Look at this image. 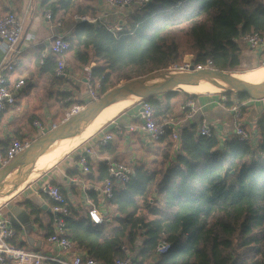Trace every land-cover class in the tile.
<instances>
[{
	"label": "trees",
	"instance_id": "obj_1",
	"mask_svg": "<svg viewBox=\"0 0 264 264\" xmlns=\"http://www.w3.org/2000/svg\"><path fill=\"white\" fill-rule=\"evenodd\" d=\"M75 3L43 0L42 6L57 20ZM249 33L264 36V0H151L130 14L121 32L78 21L66 37L67 54L84 66L95 63L92 83L101 97L130 80L125 71L131 67L166 70L189 55L210 69L236 70ZM57 61L52 55L43 68L53 71ZM179 93L144 101L158 117H168L171 99ZM231 94H225L228 108L235 104ZM249 99L248 93L236 92L237 104ZM197 128L182 130L174 159L170 133L156 140L164 145L160 159L151 167L136 166L126 187L115 186L106 202L114 211L102 224L90 220L91 208L76 210L68 201L67 239L100 264L127 257L132 264H264V117L257 123L256 144L234 137L222 144L216 135H199ZM90 195L98 204L96 191ZM25 208L32 217L42 211L31 201ZM164 241L171 249L158 256Z\"/></svg>",
	"mask_w": 264,
	"mask_h": 264
},
{
	"label": "crops",
	"instance_id": "obj_2",
	"mask_svg": "<svg viewBox=\"0 0 264 264\" xmlns=\"http://www.w3.org/2000/svg\"><path fill=\"white\" fill-rule=\"evenodd\" d=\"M42 1L0 0V16L14 13L23 19L25 25L24 38L19 45L20 54L16 60L15 70L9 76L8 86L14 90L19 80H24L25 84L19 90L15 104L3 114L0 122L1 150H6L14 140L32 144L51 132L54 125L60 126L65 121L66 113L73 106L88 105L90 101L89 87L83 76L85 71L88 68L92 69L95 63L90 66L81 65L75 61L73 53H69L65 76L57 77L55 69L52 71L48 67L43 68L41 56L45 54V59L52 56L50 44L54 35L69 36L76 23L80 21L78 17L97 19L100 23H107L111 28L120 22L116 15L117 9L108 6L104 0H75L74 7L69 12L58 16L59 20L46 18L48 11L45 12ZM126 13L130 14L133 11L126 10ZM58 23H61L63 27L57 28ZM245 48L247 50L243 53L242 64L248 63V59L255 62V53L259 56L264 54V44L255 50H250L248 46ZM4 52L5 44L0 39V64L4 58ZM258 68L260 67L255 69ZM222 99L218 96L198 95L195 99H186L181 107L171 99V113L164 118L172 117L173 121L178 123L179 133L192 124L197 125L198 131L202 120H206L216 131L217 138L220 141H226L233 138L232 114ZM190 100L196 103V108L193 118L188 120L183 106ZM233 100L237 103L236 98ZM241 105L244 107V126L252 136L251 141L256 144L259 137L257 123L264 117V98H251ZM141 111L142 104L137 102L102 124L100 122L99 127L65 157L63 156L62 160L52 165L51 169L43 173L39 179L33 183L29 182L21 192L2 205L0 210L3 217L16 231V236L11 240L12 245L49 256L62 255L60 248L49 242L55 217L52 211L54 202L48 195L42 193V189L49 185L58 186L76 210L82 207L89 210L92 206H96L104 219L113 213L114 208L104 201L102 195L107 163L122 162L135 172L136 166L151 167L153 162L160 159L164 147L162 143L138 131L142 122ZM101 115L99 114L97 118ZM35 122H40L43 130L35 127ZM98 132L101 134L80 148L85 141ZM107 134H112L113 139L108 145L99 146L97 142ZM90 147L94 151L88 156L90 172L84 174L78 162ZM176 154L177 151L173 153V159ZM76 179L80 181H75ZM93 191H96L98 204L91 198L90 194ZM27 201L41 206L42 211L38 217H32L29 210L25 208ZM43 207L46 209L44 210ZM75 255L87 258V254L79 251L74 245L70 256Z\"/></svg>",
	"mask_w": 264,
	"mask_h": 264
},
{
	"label": "built area",
	"instance_id": "obj_3",
	"mask_svg": "<svg viewBox=\"0 0 264 264\" xmlns=\"http://www.w3.org/2000/svg\"><path fill=\"white\" fill-rule=\"evenodd\" d=\"M104 2L113 8L117 9V16L120 22L113 28L109 27L107 23H100L97 19H91L87 17H78V20L87 22L91 25H99L109 28L110 31L117 33L123 30V26L127 21L130 14L126 13V10L134 12L138 9L146 7L151 0H104ZM48 20L52 19V12L48 11L46 14ZM57 28H62V24L58 23ZM25 25L23 19L19 18L14 13H8L0 16V39L5 44L4 58L0 64V122L3 114L11 108L15 102L19 90L24 86L25 81L19 80L14 90L8 86L9 76L14 72L16 67V60L20 54L19 45L24 38ZM243 42L250 49H257L264 44V38L259 33H249L243 37ZM70 48L69 41L66 40L65 34H56L50 44V54L55 55L58 58L55 75L57 77H63L67 73V53ZM46 55L41 56V64L44 63ZM181 67L175 65L174 69H179L184 73H191L192 67L194 72L210 69L209 65L196 64L193 56H186ZM85 80L87 81L90 93V101L88 104L97 101L100 96L95 91L96 87L92 83L91 68L85 71ZM226 102L228 98L222 97ZM142 111L140 118L142 120L138 131L148 136L152 140H157L161 136L170 133L171 139L175 142V151H178L180 145V133L178 123L164 117H158L155 113L153 105L147 101H142ZM87 105L73 106L67 113L65 121L69 120L73 116L84 110ZM196 103L192 100L188 101L183 109L186 111V118L191 120L194 116V110ZM232 117V135L241 141H251L252 136L244 126L243 122V105L235 103L230 108ZM64 121V122H65ZM35 125L43 130L42 125L39 122H35ZM57 126L54 125L53 128ZM198 134L201 136L212 137L216 135V131L212 125L206 120H202L198 129ZM113 139L112 134H107L97 143L99 146H106ZM252 142V141H251ZM223 144L224 141H221ZM29 147V143H24L19 140H14L3 153L0 149V169L6 167L10 162L17 158ZM86 155L79 158V165L82 168L84 174L90 172V165L88 156L94 153L93 148H87ZM134 171L128 165L118 162L110 161L107 163V176L104 180L102 189V195L105 202L112 199L116 185L127 186L130 183ZM75 181H80L76 179ZM42 193L48 195L54 202L52 207L53 213H58L54 221V232L49 236V242L56 247L60 248L61 256H49L40 252H31L23 248L14 246L11 244V240L16 236L15 229L7 221L0 210V264H100L98 261L85 258L81 255L70 256L74 249V245L65 236L66 222L65 216L68 214L67 203L69 198L65 196L58 186L49 185L42 189ZM89 218L95 224H102L104 218L101 216L98 208L92 206L89 210ZM171 249V244L168 242H162L157 248V254L162 255L167 253ZM114 264H132L131 257L125 259H117Z\"/></svg>",
	"mask_w": 264,
	"mask_h": 264
},
{
	"label": "water",
	"instance_id": "obj_4",
	"mask_svg": "<svg viewBox=\"0 0 264 264\" xmlns=\"http://www.w3.org/2000/svg\"><path fill=\"white\" fill-rule=\"evenodd\" d=\"M191 70V73L185 74L180 78L173 79L164 83H159L153 86L147 84L146 79H140L127 82L123 86H118L117 88L109 90L97 101L88 104L87 107L80 113L63 122L60 126L54 128L51 132L47 133L43 137L35 140L23 153H21L17 158L10 162L6 167L1 169L0 184H2L5 181L6 177L14 172L22 164L27 162H29L28 164H30L31 162H35L36 160H38L49 146L60 140L65 134H67L74 128L88 124L93 119H95L104 109L130 95L141 94L143 95V99L145 100L152 96L163 95L167 92L179 91V88L184 87L203 76H212L224 80L231 86L235 87L238 92L248 93L251 98H264V83L260 85L243 84L233 78V73L227 71L206 69L194 72V67H192ZM43 209L45 210L46 208L43 207ZM48 211L51 212V210ZM53 215L57 217L58 213H53Z\"/></svg>",
	"mask_w": 264,
	"mask_h": 264
},
{
	"label": "bare ground",
	"instance_id": "obj_5",
	"mask_svg": "<svg viewBox=\"0 0 264 264\" xmlns=\"http://www.w3.org/2000/svg\"><path fill=\"white\" fill-rule=\"evenodd\" d=\"M185 74L187 73H184L181 71L180 72L173 71V70L163 71L147 79L146 83L149 84L150 86H153L159 83H164V82L171 81L173 79L180 78L184 76ZM233 78L243 84H248V85L263 84L264 83V66L253 70L251 74L248 76H243V75L234 76L233 75ZM249 79H256L257 82L256 83L249 82L250 81ZM193 82L198 85L205 84L203 91L208 90L210 91L208 93H212V94H216L219 92H227V91H237L235 87L231 86L224 80H221L217 77L203 76ZM142 100H143V95L141 94L127 96L123 98L121 102L123 103V105H121L120 103L121 108H118V109L120 110L128 109L134 104H136L137 102L142 101ZM106 109H104L102 112H104ZM102 115L99 118L96 117L97 119L96 118L93 119L91 122H89L88 124L84 126L74 128L73 130L65 134L60 140H58L57 142L49 146L38 160H36L35 162H31L30 164H28L29 162L24 163L21 166H19L14 172L9 174L6 177L5 181L2 184H0V204L6 203L7 201L11 200L17 194V190L27 185L33 179L38 169L42 168L45 164H46L45 166H47L48 165L47 162L52 160L53 157H55V150L69 152L73 150L82 141H84L92 132H94L97 129V127H99L98 125L102 120L101 119ZM106 118L107 117H104L103 119L105 120L104 121L102 120V121L105 122L109 119V118L107 119ZM45 166L42 168V170H44Z\"/></svg>",
	"mask_w": 264,
	"mask_h": 264
},
{
	"label": "rangeland",
	"instance_id": "obj_6",
	"mask_svg": "<svg viewBox=\"0 0 264 264\" xmlns=\"http://www.w3.org/2000/svg\"><path fill=\"white\" fill-rule=\"evenodd\" d=\"M263 38H264V36H263ZM257 52V51H256ZM255 62H252V60L251 59H248V63H244V64H242L241 65V67L240 68H238V69H236V70H233V71H230V73H233V75L235 76V75H243V76H248V75H250L251 74V72L253 71V70H255V68H257V67H262V65H264V54H263V56H259V55H256V53H255ZM184 61V60H183ZM184 62H181L180 64H178V67H181L182 66V64H183ZM170 70H173V71H181V70H179V69H174V68H168V69H166V70H159V69H150V68H137V67H131V68H129V69H127L125 72H126V74L128 75V77H130L131 79L130 80H122L118 85H116V86H114V87H112L110 90H112L113 88H117L118 86H123L124 84H126L127 82H130V81H136V80H140V79H149V78H151V77H153L154 75H156L157 73H160V72H163V71H170ZM182 72V71H181ZM84 78H85V74H84V76H83ZM166 80H168V79H166ZM250 81L249 82H253V83H256L257 81H256V79H249ZM255 80V81H254ZM204 85L205 84H195L194 82H191L190 84H188V85H186V86H184V87H181V88H179V95H177L175 98H173L172 99V102L174 101L175 102V104L177 105V106H179V107H181V105H183L185 102H186V99L188 98L186 95H184L185 93H183V92H186V93H188V94H194V95H205V96H209V97H214V96H218V97H225V98H228V96L227 95H225L227 92H232V94H231V98L232 99H235L236 98V92H238V91H227V92H219V93H216V94H212V93H208V92H210V91H208V90H206V91H203L204 90ZM96 90V92L98 93V95H99V92H98V90H99V88H98V86L95 88ZM123 100V99H122ZM122 100H119V101H117V102H115V103H113L109 108H107L104 112H102L101 114H103L102 115V117H101V119L104 121L105 119H103L104 117H107V118H109V117H111V116H116L119 112H123V111H125V110H127V109H124V110H120V109H118V108H121V105H123V103H121L122 102ZM144 100V99H143ZM142 100V101H143ZM142 101H139L140 103L142 102ZM120 103H121V105H120ZM118 110V111H117ZM106 112H107V114H106ZM114 114V115H113ZM109 115V116H108ZM106 118V119H107ZM169 119H171V120H173V118L172 117H170L169 116ZM101 120V123L103 122ZM96 121V120H95ZM40 123V122H39ZM93 123V122H92ZM91 123V124H92ZM34 126L35 127H37L35 124H34ZM38 128V127H37ZM99 130V129H98ZM101 134V132H98L97 134H95L92 138H90V139H88L87 141H85L81 146H80V148L81 147H83V146H85L86 144H88V143H90V140H92L93 138H95L96 136H98V135H100ZM43 137V136H42ZM65 151H56L55 150V157H53L52 158V160H50V161H48L47 162V166H45V168H44V170H42V168L44 167H42V168H40V169H38V171H37V173L35 174V176L33 177V181L31 182L30 181V183H33L34 181H36L37 179H39L40 178V176L43 174V173H45L47 170H50L51 169V166L52 165H54L56 162H59L60 160H62L64 157H65V155L68 153L67 151L64 153ZM70 152V151H69ZM64 156V157H63ZM3 169V168H2ZM1 170V169H0ZM42 170V171H41ZM28 185V184H27ZM24 187H26V186H24ZM24 187H21L19 190H17V194L19 193V192H21L23 189H24ZM16 194V195H17ZM15 195V196H16ZM4 203H1L0 204V208L2 207V205H3Z\"/></svg>",
	"mask_w": 264,
	"mask_h": 264
}]
</instances>
